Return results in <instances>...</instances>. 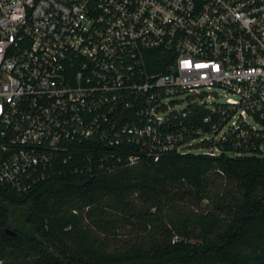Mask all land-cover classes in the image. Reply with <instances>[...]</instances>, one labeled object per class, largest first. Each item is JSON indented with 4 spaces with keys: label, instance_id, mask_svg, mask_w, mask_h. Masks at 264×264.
Masks as SVG:
<instances>
[{
    "label": "built area",
    "instance_id": "built-area-1",
    "mask_svg": "<svg viewBox=\"0 0 264 264\" xmlns=\"http://www.w3.org/2000/svg\"><path fill=\"white\" fill-rule=\"evenodd\" d=\"M211 86L226 96L188 128L193 101L168 98ZM198 141L264 154V0H0L1 186L27 190L73 147L132 162Z\"/></svg>",
    "mask_w": 264,
    "mask_h": 264
},
{
    "label": "trees",
    "instance_id": "trees-1",
    "mask_svg": "<svg viewBox=\"0 0 264 264\" xmlns=\"http://www.w3.org/2000/svg\"><path fill=\"white\" fill-rule=\"evenodd\" d=\"M186 109L188 128L207 113ZM220 149L100 162L127 149L83 145L25 191L0 185V264H264V154Z\"/></svg>",
    "mask_w": 264,
    "mask_h": 264
},
{
    "label": "rangeland",
    "instance_id": "rangeland-1",
    "mask_svg": "<svg viewBox=\"0 0 264 264\" xmlns=\"http://www.w3.org/2000/svg\"><path fill=\"white\" fill-rule=\"evenodd\" d=\"M200 90L202 91L200 94H191L188 93L186 91H181L175 95H171L168 99H172L175 100L172 108H181L183 107L187 102L195 101V102H199L201 101H206V102H210V101H214V102H221L223 101L224 97L226 96V92L218 86H211L209 88L206 87H202L200 88ZM176 102V104H175ZM264 147V146H263ZM200 148H192V152H198L200 151Z\"/></svg>",
    "mask_w": 264,
    "mask_h": 264
},
{
    "label": "water",
    "instance_id": "water-1",
    "mask_svg": "<svg viewBox=\"0 0 264 264\" xmlns=\"http://www.w3.org/2000/svg\"><path fill=\"white\" fill-rule=\"evenodd\" d=\"M5 231H7L8 233H13V231L9 229L8 227H5Z\"/></svg>",
    "mask_w": 264,
    "mask_h": 264
}]
</instances>
